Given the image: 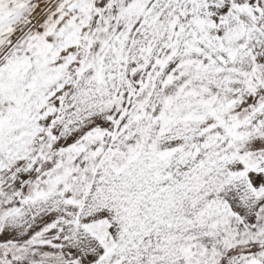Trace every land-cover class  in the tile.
I'll return each instance as SVG.
<instances>
[{"label":"snow or ice","instance_id":"snow-or-ice-1","mask_svg":"<svg viewBox=\"0 0 264 264\" xmlns=\"http://www.w3.org/2000/svg\"><path fill=\"white\" fill-rule=\"evenodd\" d=\"M0 264H264V0H0Z\"/></svg>","mask_w":264,"mask_h":264}]
</instances>
